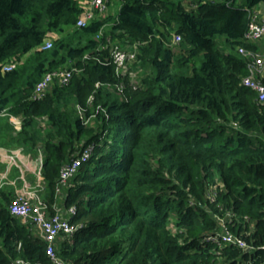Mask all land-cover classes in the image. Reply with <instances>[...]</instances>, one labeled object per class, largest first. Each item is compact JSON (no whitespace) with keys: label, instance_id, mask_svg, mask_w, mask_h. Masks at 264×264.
Returning a JSON list of instances; mask_svg holds the SVG:
<instances>
[{"label":"trees","instance_id":"1","mask_svg":"<svg viewBox=\"0 0 264 264\" xmlns=\"http://www.w3.org/2000/svg\"><path fill=\"white\" fill-rule=\"evenodd\" d=\"M117 1L78 26L79 0H0V145L42 153L47 212L80 226L59 237L57 255L66 264H264V104L243 84L251 58L239 52L264 55V37L245 40L264 0ZM116 45L136 46L126 73L116 72ZM59 69H75L69 83L34 98ZM256 78L264 84V73ZM8 187L0 264H53L46 242L11 213ZM221 219L247 249L208 239L223 232Z\"/></svg>","mask_w":264,"mask_h":264},{"label":"built area","instance_id":"2","mask_svg":"<svg viewBox=\"0 0 264 264\" xmlns=\"http://www.w3.org/2000/svg\"><path fill=\"white\" fill-rule=\"evenodd\" d=\"M81 7L83 12L77 22L78 26H84L91 21L96 12L102 14L108 9L109 0H85L81 1ZM264 37V11H257L252 17V22L249 26L247 33L245 34L246 41L259 40ZM174 43H178L181 40L179 35H175ZM51 47V41H47L43 49H49ZM240 54L247 58H251L249 64L250 74L244 78L243 84L258 92L259 103L264 104V84L256 78L257 74L264 73V55L249 51L244 47L239 49ZM136 46L131 50H126L119 45H116L112 51V57L114 64L116 65L117 74L126 73L129 70L130 64L136 59ZM15 64H6L3 67V71H10ZM75 70V69H74ZM68 69H59L57 71L48 73L37 84L34 98H40L44 95L56 81L61 85H66L72 78L73 71ZM22 149L12 151L9 156L11 160H16L22 153ZM93 147H88L84 150L81 156L72 162L66 164L61 170L60 185H66L71 177H73L78 169L84 162H87L92 155ZM7 180V176H3V179ZM41 178V177H40ZM5 184V183H4ZM3 185L0 184V187ZM60 188V187H58ZM61 190V189H60ZM59 190V191H60ZM29 188V185L22 187L20 191L16 193L15 198L11 202V213L32 225L34 230L40 235V237L46 242L47 255L50 257L53 264H66L65 261L56 253V243L60 236L74 234L80 226L73 225L65 218L61 213L54 215L47 212V205L44 203L41 196L34 193ZM70 214H75V208H71ZM223 228V232H219L216 235L210 236L208 239L214 242H220L225 244L237 245L243 249H247V243L240 237L234 236L227 230L225 219L220 220ZM225 231V232H224ZM11 264H33L30 261L24 259H17Z\"/></svg>","mask_w":264,"mask_h":264},{"label":"crops","instance_id":"3","mask_svg":"<svg viewBox=\"0 0 264 264\" xmlns=\"http://www.w3.org/2000/svg\"><path fill=\"white\" fill-rule=\"evenodd\" d=\"M260 9L264 11V5H260L259 10ZM4 115H6L5 112H0V117H4ZM10 121L14 125L15 131H19L21 128L20 120L16 117H11ZM20 149L22 148L0 145V184L9 186L8 188H11L15 194L26 185H29L31 190L37 186L42 190L43 188L40 182L42 153L40 152V155L34 158L31 154L25 153L22 149L23 152L19 157L16 160H11L9 154L12 151L16 152ZM14 168H17L18 174H13V177L12 172ZM3 176H7V180L6 178L3 179Z\"/></svg>","mask_w":264,"mask_h":264},{"label":"rangeland","instance_id":"4","mask_svg":"<svg viewBox=\"0 0 264 264\" xmlns=\"http://www.w3.org/2000/svg\"><path fill=\"white\" fill-rule=\"evenodd\" d=\"M81 1H85V0H79V3H80ZM116 2H118V1H117V0H114V1H113V4L110 6V8L108 7V9H107V11H106L105 13H107L108 11H111L112 8H114V9L116 10V9L118 8ZM80 4H81V3H80ZM223 47H224V45H223ZM224 48H225V47H224ZM37 187H38V188H37ZM37 187H34L32 190L34 191L35 194L41 196V195H40V193H41V189H40L39 186H37ZM33 191H32V192H33Z\"/></svg>","mask_w":264,"mask_h":264}]
</instances>
